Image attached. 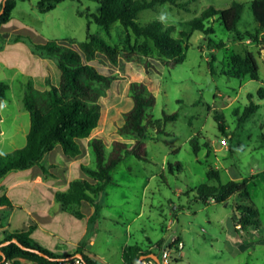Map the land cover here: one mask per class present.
Returning a JSON list of instances; mask_svg holds the SVG:
<instances>
[{
    "label": "rangeland",
    "instance_id": "1",
    "mask_svg": "<svg viewBox=\"0 0 264 264\" xmlns=\"http://www.w3.org/2000/svg\"><path fill=\"white\" fill-rule=\"evenodd\" d=\"M179 1L188 4L187 10L164 4L142 12L138 20L140 25H145L160 20L161 14L167 16L166 20H160L163 25L172 26V36L183 38L189 44L183 62L175 66L155 50L147 56L133 50V46L143 40H136L131 34L129 41L127 31L119 23L111 26L109 35L99 25L90 24L87 15H99L100 5L88 0L65 1L46 14L38 11L39 0L19 1L16 19L2 27L5 34L0 43L8 50L24 48L25 44L32 54H36L34 44L49 41L79 51L78 44L86 41L90 26L91 34L131 56L130 61L120 56L112 63L100 54L89 62L111 79V85L99 101L98 127L89 138L81 141L84 155L80 159L66 160L61 146L57 145L42 161L47 173L57 177L60 189L83 176L80 166L96 168L94 140L100 141L105 161L115 150H120L124 156L121 144L127 149L135 145L133 137L120 134L126 114L134 106L132 83L146 85L155 96V105L147 111L150 125L143 150L147 161L134 155L124 156L112 171L113 183L97 196L102 211L97 222L99 231L93 236L94 246L86 253L88 257L101 264H124L120 252L127 241L148 252L150 242H157L172 221L173 233L177 237L182 233L184 248L177 251L172 248L170 264H264V101L257 97L258 89L264 87V30H257L254 22L250 10L253 0ZM234 2L244 6L237 28L242 37L226 31L216 18L205 22V28L213 29L210 36L190 27V22L207 8L227 9ZM183 32L188 36L183 37ZM209 39L214 44H209ZM220 43L224 47L219 49L217 44ZM236 55L243 58L251 55L255 59L257 80L249 75L242 76L233 68L231 58ZM47 59V69L40 65L30 77L25 78L18 68L14 77L17 80L11 83V77L7 78L0 71V82L11 85L1 111L0 144L8 145L3 152L26 145L30 115L23 97L27 83L43 91L49 90L51 85H59L61 73L57 64ZM83 61L87 63L85 57ZM45 74L47 79H41L39 75ZM249 95L260 108L254 115L244 118L245 108L250 104ZM173 114H177V120L165 122V115ZM217 117L222 118L226 134L219 129ZM160 131L164 134H159ZM196 147L197 154L194 153ZM212 170L220 173V180L208 177ZM233 179L249 180L248 198L234 195L220 204L212 203V199L207 203L199 199L200 186L218 187ZM24 193L19 189L13 190L11 195L16 203H21ZM21 206L22 209L1 211L0 225L11 231L25 229L29 217L26 206ZM237 206L257 210L260 225L247 228L238 225ZM77 209L90 214L93 206L82 203ZM162 252V248L150 249L160 260Z\"/></svg>",
    "mask_w": 264,
    "mask_h": 264
},
{
    "label": "trees",
    "instance_id": "2",
    "mask_svg": "<svg viewBox=\"0 0 264 264\" xmlns=\"http://www.w3.org/2000/svg\"><path fill=\"white\" fill-rule=\"evenodd\" d=\"M19 1L27 0H7L4 13L0 17V28L11 20V16ZM65 1L81 0H39L37 9L41 14L53 11L58 4ZM100 5L99 15L89 14L90 24L95 23L102 27L107 35L113 24L119 23L127 31V39L130 41L131 34L136 40L142 39L141 44L136 43L133 50L142 54L149 55L154 50L164 58L170 65L175 66L183 62L184 51L189 44L184 39H175L172 36L174 28L165 27L163 23L156 19L145 25L138 23L139 16L146 10H155L158 6L170 4L178 9L187 10V3L179 0H88ZM244 6L234 2L227 9L216 10L209 7L204 10L199 17L190 22L193 31L201 32L206 36L212 35V28H205V22L211 19H218L225 30L234 32L242 37L238 32V24L242 19ZM254 22L258 29L264 30V0H253L250 3ZM86 41L78 44L79 51L66 44L56 41H49L45 44H34L32 47L36 54L55 60L61 73L59 85H51L47 91H41L29 82L23 97V104L30 115V129L27 134L26 145L11 153L0 154V180L11 172L30 169L39 166L43 173L47 169L41 166L44 157L51 153L57 145H60L63 154L68 160L83 156L84 149L81 140L91 136L98 127L101 118L100 99L106 95V90L111 85V79L99 73L89 62L95 60L98 55H105L112 63H116L119 57L130 61L131 56L121 53L112 48L105 39L91 34L88 26ZM187 37L186 32L182 33ZM248 36L251 34L247 33ZM19 38H22L19 35ZM209 44H214L209 39ZM210 48L212 47L209 45ZM217 47L223 48L222 43ZM83 57L87 63H84ZM233 68L242 76L249 75L252 80H257L258 65L255 59L249 55L243 58L239 55L231 58ZM211 68V67H210ZM213 73V70L211 68ZM9 86L0 82V112L7 99ZM131 94L134 102L132 110L126 114L125 124L120 129V134L124 137H133L136 141L131 149H127L121 144L124 156L134 155L138 159L147 161L143 155L144 138L148 132L150 123L147 122V111L155 105V96L142 83L131 84ZM257 97L264 101V87L257 91ZM250 104L245 108L244 118L254 115L260 106L253 101V96L249 95ZM177 114L165 115V122L176 121ZM219 129L226 134V129L221 117H217ZM1 121V114H0ZM159 134H164L160 131ZM96 157V168L91 169L81 166V171L88 179H76L70 182L67 191L57 192L55 201L62 205L66 211L72 210L82 202L90 203L94 207V213L88 220V230L97 222L100 217L101 206L97 202V196L102 193L108 185L113 183L112 171L120 164L124 156L120 150H115L108 161H105V154L100 141L92 142ZM198 147L194 153H198ZM179 168L180 164H176ZM171 169L172 167L169 166ZM210 179L220 180V173L210 171ZM248 179L241 181L231 180L218 187H208L202 185L198 188V197L204 203L214 199L215 203H226L234 195L248 198ZM13 204L8 196H0V208L13 209ZM3 213V212H2ZM74 215L81 219L84 217L79 210H74ZM238 225L243 227H253L260 225L259 213L257 210L248 206H237ZM236 225V226H238ZM2 226L0 225V228ZM35 227L30 226L27 230L14 231L5 234L4 239L0 240V245L16 239L22 246L39 250L48 258L39 256L30 251L21 249L16 244H11L0 249V264L10 261L12 264H22L27 261L32 264H58L51 259H63L81 254L86 264H99L95 259H91L82 252L86 245V236L80 242L77 252L73 255L61 256L42 247L31 237ZM163 242L157 244L158 249L163 247ZM3 253V255H1ZM151 253L144 252L138 245H127L122 252L124 264H138L141 256Z\"/></svg>",
    "mask_w": 264,
    "mask_h": 264
},
{
    "label": "crops",
    "instance_id": "3",
    "mask_svg": "<svg viewBox=\"0 0 264 264\" xmlns=\"http://www.w3.org/2000/svg\"><path fill=\"white\" fill-rule=\"evenodd\" d=\"M3 2L4 0H0V11L2 9ZM16 9L14 10L11 16V20L7 24L3 25L2 27L9 26L10 23L16 19L15 18ZM2 27L0 28V39L2 35L5 34L4 30H2ZM13 30L17 31V29H13ZM23 45H24V48L21 47L20 49L8 50V49H5L4 46H2L0 43V71L6 74L7 78L8 76L11 77L9 79L10 83L17 80L14 77H16L18 74L17 73L18 68L22 70V73L26 78V77L33 76L34 72L37 70V68L40 65H42L41 67H46V69L49 66L47 58L42 59L41 55L32 54L30 51L28 52V48L25 46V44ZM12 74H13V77H12ZM39 76L41 79H47V74L39 75ZM8 86H9L8 91H10L11 85H8ZM34 87L38 90H41L37 88L35 85ZM1 121H2V116H1ZM0 146L2 147V148L0 147L1 148L0 154H7V153L13 152V151L3 152V148L8 146L6 144L3 146L0 144ZM81 157L77 159H80ZM64 158L67 160L65 155H64ZM42 163L43 162H41V166H44L47 169V167ZM56 168L58 169V167ZM80 169H81V166H80ZM82 175L83 176H81L78 179H88V178H85V175L83 172H82ZM56 178L57 177H55L52 174L43 173L39 166H34L27 170L11 172L0 180V196L2 195L8 196L14 206L13 209H22L21 205L26 206L25 211L29 217V220H28V223L25 229L23 230H27L30 226L35 227V230L31 237L39 245H41L42 247L58 255L68 256V255H73L77 252L80 242L86 236V245L82 248V252L86 255L87 252L88 253L91 252L90 249L94 246L92 245L93 243H95V237L93 236H95L97 232L99 231L98 225H97V222L99 219L92 226V228L88 230V220L90 216H92V214L94 213V207H93V211L90 214H84L82 212L84 217L79 219L74 215L73 212L75 209L79 210L77 209V206H80L82 203H87V202H82L81 204L75 206L74 208H72V210H69V211L64 210L62 205L59 203H58L59 206H55L54 204L56 202L55 194L57 192L67 191L69 184H70L68 183L66 187H63L60 189L57 185ZM19 189L21 191L22 190L25 191L24 193L25 198L23 199L21 203H16L11 193L13 190H19ZM7 210L9 209L2 208L0 209V212L2 211L4 213ZM101 211H102V207H101ZM173 225H174V222L172 221L169 222V226L165 227V231L163 232L162 237L155 243L150 242L149 251L147 253H150V249L152 247L158 248L157 247L158 243L163 242L165 244L172 236L173 238H172V241L169 247L173 248L172 242H173V239L175 238L179 239V241L183 243L182 233L179 237H177L172 231ZM11 232H14V231H11L8 227H1L0 228V240L4 239L5 234L11 233ZM127 245H138V244H129L127 241L124 244V246L121 248V252H120L121 257H122L123 249ZM141 249L143 250L142 247ZM24 263H29V262L22 261V264Z\"/></svg>",
    "mask_w": 264,
    "mask_h": 264
},
{
    "label": "water",
    "instance_id": "4",
    "mask_svg": "<svg viewBox=\"0 0 264 264\" xmlns=\"http://www.w3.org/2000/svg\"><path fill=\"white\" fill-rule=\"evenodd\" d=\"M6 1H7V0H4V2H3V6H2V9H1V11H0V17H1V15L4 13L5 6H6ZM172 238H173V236H172V237H171V238H170V239H169V240L163 245V247H162L163 250H170L169 245H170V243H171V241H172ZM11 244H16V245H18V246H19L21 249H23V250L30 251V252H33V253H35V254H38L39 256H42V257L48 258L47 255L41 253L39 250L29 249V248H26V247L22 246V245H21L16 239H13V240H11V241H7V242L1 244V245H0V249H1L2 247H5V246L11 245ZM1 255H3V253H1ZM73 258H78V259L83 260V256H82L81 254H76V255H74V256L67 257V258H63V259H51V260H52V261H57V262H59V261H61V260H65V259H73ZM147 259H152V260H154V261L156 262V264H161V263H160V260H159V258H158V256L155 255V254H149V255H146V256H141L140 259H139V261H138V264H141L144 260H147ZM3 260L5 261V258H3ZM99 264H101V263H99Z\"/></svg>",
    "mask_w": 264,
    "mask_h": 264
},
{
    "label": "built area",
    "instance_id": "5",
    "mask_svg": "<svg viewBox=\"0 0 264 264\" xmlns=\"http://www.w3.org/2000/svg\"><path fill=\"white\" fill-rule=\"evenodd\" d=\"M225 144V141L223 142ZM212 203H215V200L212 199ZM172 246L174 248V251L182 250L184 248V245L179 239L175 238L173 239ZM172 251V247H170V250H163L162 252V259L160 260L161 264H170L169 258ZM4 264H12L10 261H4ZM58 264H86L83 260L78 258L73 259H65L58 262ZM141 264H156V262L152 259L144 260Z\"/></svg>",
    "mask_w": 264,
    "mask_h": 264
},
{
    "label": "clouds",
    "instance_id": "6",
    "mask_svg": "<svg viewBox=\"0 0 264 264\" xmlns=\"http://www.w3.org/2000/svg\"><path fill=\"white\" fill-rule=\"evenodd\" d=\"M167 19V16L165 15V14H161L160 15V20L161 21H164V20H166Z\"/></svg>",
    "mask_w": 264,
    "mask_h": 264
}]
</instances>
